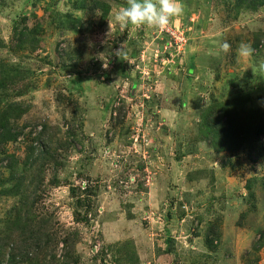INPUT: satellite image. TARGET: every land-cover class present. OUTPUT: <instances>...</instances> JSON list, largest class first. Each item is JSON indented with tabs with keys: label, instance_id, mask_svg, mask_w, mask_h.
<instances>
[{
	"label": "rangeland",
	"instance_id": "rangeland-1",
	"mask_svg": "<svg viewBox=\"0 0 264 264\" xmlns=\"http://www.w3.org/2000/svg\"><path fill=\"white\" fill-rule=\"evenodd\" d=\"M126 3L0 0V264H264V0Z\"/></svg>",
	"mask_w": 264,
	"mask_h": 264
},
{
	"label": "clouds",
	"instance_id": "clouds-1",
	"mask_svg": "<svg viewBox=\"0 0 264 264\" xmlns=\"http://www.w3.org/2000/svg\"><path fill=\"white\" fill-rule=\"evenodd\" d=\"M183 12L184 8L181 0H127L126 6L122 7L115 13L114 21L120 32H124L129 26H146L160 31H166L170 22L181 16ZM107 36V42L110 44L113 37L110 35V31ZM230 48L231 45L225 40L220 42L215 51H212L209 54H227ZM123 51L124 48L122 47L121 49L116 50L115 54L121 57ZM253 51L254 50L250 44L241 42L237 48V55L242 58H247L253 54ZM103 66L105 67V62Z\"/></svg>",
	"mask_w": 264,
	"mask_h": 264
},
{
	"label": "trees",
	"instance_id": "trees-1",
	"mask_svg": "<svg viewBox=\"0 0 264 264\" xmlns=\"http://www.w3.org/2000/svg\"><path fill=\"white\" fill-rule=\"evenodd\" d=\"M217 117V116H216ZM7 117H0V142L4 143L6 141H9L13 139V135L11 134V129L8 125ZM211 124V122H210ZM212 126L217 127L218 129H223V125L220 124L215 118H212ZM256 134L259 135L260 133L264 132V130L257 129Z\"/></svg>",
	"mask_w": 264,
	"mask_h": 264
}]
</instances>
